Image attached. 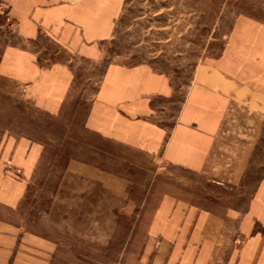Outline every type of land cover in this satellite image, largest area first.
Here are the masks:
<instances>
[{
	"label": "crops",
	"instance_id": "crops-1",
	"mask_svg": "<svg viewBox=\"0 0 264 264\" xmlns=\"http://www.w3.org/2000/svg\"><path fill=\"white\" fill-rule=\"evenodd\" d=\"M123 1L0 0V27L9 24L16 39L1 49L0 76L22 86L39 109L57 114L74 83L72 61L100 56ZM177 98L166 74L144 64L111 63L83 127L109 142L161 154L209 180L239 185L264 146V21L238 16L219 54L196 64L178 107ZM3 146L0 204L11 207L25 197L43 146L26 137L9 138ZM85 166L70 161L66 169L82 173ZM184 195H167L153 210L148 237L155 258L169 255L170 264H264V174L243 208ZM54 250L51 240L0 218V264H50Z\"/></svg>",
	"mask_w": 264,
	"mask_h": 264
},
{
	"label": "rangeland",
	"instance_id": "rangeland-1",
	"mask_svg": "<svg viewBox=\"0 0 264 264\" xmlns=\"http://www.w3.org/2000/svg\"><path fill=\"white\" fill-rule=\"evenodd\" d=\"M242 15L264 21V0H124L100 56L72 61L77 65L74 83L54 115L36 107L22 86L0 76V148L19 137L43 146L25 197L15 206L0 204V218L23 233L51 240L50 264H170L169 255L154 257L155 242L148 237L161 198L188 192L243 208L264 174V146L257 147L241 183L232 187L83 127L88 104L111 63L144 64L166 74L179 106L196 64L219 54ZM15 41L9 24L0 27V52ZM70 161L87 167L82 173L67 171Z\"/></svg>",
	"mask_w": 264,
	"mask_h": 264
},
{
	"label": "trees",
	"instance_id": "trees-1",
	"mask_svg": "<svg viewBox=\"0 0 264 264\" xmlns=\"http://www.w3.org/2000/svg\"><path fill=\"white\" fill-rule=\"evenodd\" d=\"M4 19H5V16L4 15H1V17H0V24H2L4 22Z\"/></svg>",
	"mask_w": 264,
	"mask_h": 264
}]
</instances>
